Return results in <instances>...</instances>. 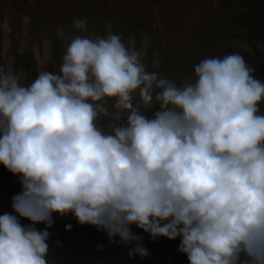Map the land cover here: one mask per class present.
I'll return each instance as SVG.
<instances>
[{"label": "clouds", "instance_id": "clouds-1", "mask_svg": "<svg viewBox=\"0 0 264 264\" xmlns=\"http://www.w3.org/2000/svg\"><path fill=\"white\" fill-rule=\"evenodd\" d=\"M143 54L109 31L74 37L59 73L30 84L0 68V165L22 185L15 215H0V264H47L49 232L35 225L68 214L135 242L130 257L149 254L134 225L179 237L189 264H264V80L231 53L178 86Z\"/></svg>", "mask_w": 264, "mask_h": 264}, {"label": "rangeland", "instance_id": "rangeland-1", "mask_svg": "<svg viewBox=\"0 0 264 264\" xmlns=\"http://www.w3.org/2000/svg\"><path fill=\"white\" fill-rule=\"evenodd\" d=\"M249 8L264 21V0H0V68L20 75L22 84H30L42 71L59 73L74 37H105L111 31L144 53L142 63L147 71L178 86L184 83L164 71L161 53L186 59L203 43L217 49L220 57L240 53L255 69V77L264 80V41L249 42L241 21V14ZM76 18H87L86 30L74 28ZM113 104H106L110 113ZM258 107L264 114V101ZM158 110L157 106L147 115ZM21 191L20 178L0 165V201L12 202ZM53 221L51 228L35 225L38 231L49 232L47 264H90L96 254H101L97 264H189L187 256L178 251L179 237L153 239L133 225L132 233L149 254L130 257L135 242L120 244L119 237L110 242L103 230L80 225L72 214L53 215ZM20 222L30 224L24 219ZM67 225H71V235Z\"/></svg>", "mask_w": 264, "mask_h": 264}, {"label": "trees", "instance_id": "trees-1", "mask_svg": "<svg viewBox=\"0 0 264 264\" xmlns=\"http://www.w3.org/2000/svg\"><path fill=\"white\" fill-rule=\"evenodd\" d=\"M241 21L245 29L247 30V37L249 42L264 41V30H263L264 21L260 19L255 9L249 8L248 11L242 13ZM112 29L115 30V26H112ZM217 52H219L217 49L209 48L207 43L201 44L197 48V51L193 54H190L186 59L174 56V54H172L171 52H167V55H164L166 53L162 52L161 54L164 57V61H163L164 71L172 73L170 76L173 79L180 80L183 83L192 81L195 79L194 66L205 58L220 57L219 54H217ZM224 53H229V51H226ZM11 205L12 202H7L5 204L4 202L0 201V215H3L5 213L12 214L14 210L12 209ZM71 218L73 221V217ZM73 222L72 225L74 224ZM38 225H41L43 227L46 226L45 224L42 223ZM68 235H71L70 230ZM119 243L121 244V242ZM113 246H118V245L114 244ZM81 248L82 245L79 243L77 246V250L80 251ZM100 253H102V251ZM100 255L101 254L99 255L96 254V257L94 256V260L90 264H97L99 262L98 260ZM82 256L83 254H80V257Z\"/></svg>", "mask_w": 264, "mask_h": 264}]
</instances>
